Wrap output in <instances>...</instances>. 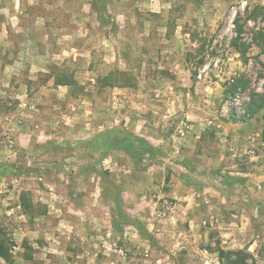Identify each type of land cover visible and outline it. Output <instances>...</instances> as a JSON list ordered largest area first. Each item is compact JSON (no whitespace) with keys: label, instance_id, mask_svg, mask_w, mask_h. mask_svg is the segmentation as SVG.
Wrapping results in <instances>:
<instances>
[{"label":"rangeland","instance_id":"rangeland-1","mask_svg":"<svg viewBox=\"0 0 264 264\" xmlns=\"http://www.w3.org/2000/svg\"><path fill=\"white\" fill-rule=\"evenodd\" d=\"M262 96L264 0H0V264H264Z\"/></svg>","mask_w":264,"mask_h":264},{"label":"trees","instance_id":"trees-1","mask_svg":"<svg viewBox=\"0 0 264 264\" xmlns=\"http://www.w3.org/2000/svg\"><path fill=\"white\" fill-rule=\"evenodd\" d=\"M57 83L60 85H70L72 84V81L66 77H59L57 78ZM260 101L261 102L259 104V107L264 108V96L260 98ZM149 148H151V145L149 146ZM12 250H13L12 245L6 239L0 236V258L10 260L13 255ZM226 253L227 252L225 250H221V256L224 257ZM234 253H238V252H234V251L228 252V254H230V256L227 258L228 264H238V260H233L231 258L232 254Z\"/></svg>","mask_w":264,"mask_h":264},{"label":"crops","instance_id":"crops-1","mask_svg":"<svg viewBox=\"0 0 264 264\" xmlns=\"http://www.w3.org/2000/svg\"><path fill=\"white\" fill-rule=\"evenodd\" d=\"M178 65L176 64L175 67H177Z\"/></svg>","mask_w":264,"mask_h":264},{"label":"built area","instance_id":"built-area-1","mask_svg":"<svg viewBox=\"0 0 264 264\" xmlns=\"http://www.w3.org/2000/svg\"><path fill=\"white\" fill-rule=\"evenodd\" d=\"M239 99V98H238Z\"/></svg>","mask_w":264,"mask_h":264}]
</instances>
